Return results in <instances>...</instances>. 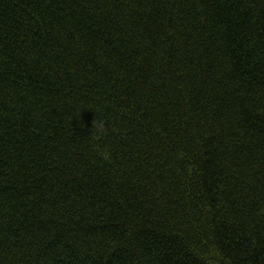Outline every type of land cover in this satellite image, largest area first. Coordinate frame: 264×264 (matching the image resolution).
Masks as SVG:
<instances>
[{
    "label": "trees",
    "instance_id": "obj_1",
    "mask_svg": "<svg viewBox=\"0 0 264 264\" xmlns=\"http://www.w3.org/2000/svg\"><path fill=\"white\" fill-rule=\"evenodd\" d=\"M262 209L264 0H0V264H264Z\"/></svg>",
    "mask_w": 264,
    "mask_h": 264
},
{
    "label": "clouds",
    "instance_id": "obj_2",
    "mask_svg": "<svg viewBox=\"0 0 264 264\" xmlns=\"http://www.w3.org/2000/svg\"><path fill=\"white\" fill-rule=\"evenodd\" d=\"M93 126H95L94 123H93ZM261 211L264 212V209H262Z\"/></svg>",
    "mask_w": 264,
    "mask_h": 264
}]
</instances>
